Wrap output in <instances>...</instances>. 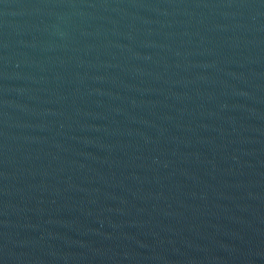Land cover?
Masks as SVG:
<instances>
[{"label": "water", "instance_id": "1", "mask_svg": "<svg viewBox=\"0 0 264 264\" xmlns=\"http://www.w3.org/2000/svg\"><path fill=\"white\" fill-rule=\"evenodd\" d=\"M259 240L264 0H0V264Z\"/></svg>", "mask_w": 264, "mask_h": 264}]
</instances>
